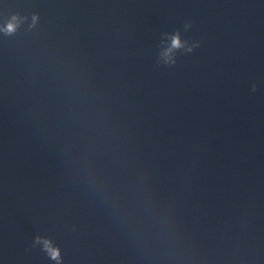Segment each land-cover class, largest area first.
<instances>
[{"label": "water", "instance_id": "water-1", "mask_svg": "<svg viewBox=\"0 0 264 264\" xmlns=\"http://www.w3.org/2000/svg\"><path fill=\"white\" fill-rule=\"evenodd\" d=\"M37 236L264 264V0H0V264H56Z\"/></svg>", "mask_w": 264, "mask_h": 264}, {"label": "clouds", "instance_id": "clouds-1", "mask_svg": "<svg viewBox=\"0 0 264 264\" xmlns=\"http://www.w3.org/2000/svg\"><path fill=\"white\" fill-rule=\"evenodd\" d=\"M37 19H38V17L35 15L32 17L33 24H35ZM19 22H20V19L17 16H13L12 20L7 24L6 28L4 29L6 34L14 33L16 31V28H17ZM191 26H192L191 22H188L185 24L184 27H185V29H188V28H191ZM170 41L171 42H170L169 46L166 49H164V51L162 52L161 59H162L163 63H165V64L174 65L176 63L174 53L177 50L185 48L187 42L181 40L179 32L171 35ZM194 46L198 47L199 44L196 43ZM187 51H189V52L192 51V47H187ZM252 90L253 91L256 90L255 85H253ZM34 245H42V250H44L46 252V254L52 260L56 261V264H62L60 250L58 247L53 246L51 240L37 236L35 238Z\"/></svg>", "mask_w": 264, "mask_h": 264}]
</instances>
